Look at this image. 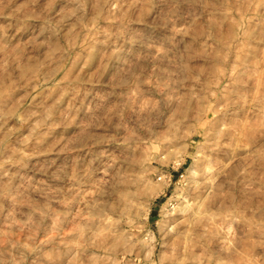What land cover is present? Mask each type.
<instances>
[{
	"label": "rangeland",
	"instance_id": "374dc122",
	"mask_svg": "<svg viewBox=\"0 0 264 264\" xmlns=\"http://www.w3.org/2000/svg\"><path fill=\"white\" fill-rule=\"evenodd\" d=\"M0 264H264V0H0Z\"/></svg>",
	"mask_w": 264,
	"mask_h": 264
}]
</instances>
